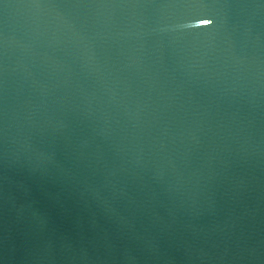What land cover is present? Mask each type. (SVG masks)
<instances>
[{
	"label": "water",
	"instance_id": "1",
	"mask_svg": "<svg viewBox=\"0 0 264 264\" xmlns=\"http://www.w3.org/2000/svg\"><path fill=\"white\" fill-rule=\"evenodd\" d=\"M0 264H264V0H0Z\"/></svg>",
	"mask_w": 264,
	"mask_h": 264
}]
</instances>
